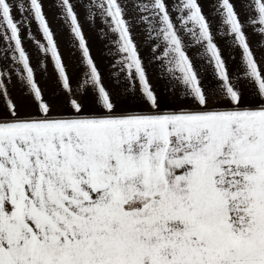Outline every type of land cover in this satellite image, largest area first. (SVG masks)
Masks as SVG:
<instances>
[{
  "label": "snow or ice",
  "instance_id": "6c2138e0",
  "mask_svg": "<svg viewBox=\"0 0 264 264\" xmlns=\"http://www.w3.org/2000/svg\"><path fill=\"white\" fill-rule=\"evenodd\" d=\"M0 264H264V0H0Z\"/></svg>",
  "mask_w": 264,
  "mask_h": 264
},
{
  "label": "crops",
  "instance_id": "0c3cea01",
  "mask_svg": "<svg viewBox=\"0 0 264 264\" xmlns=\"http://www.w3.org/2000/svg\"><path fill=\"white\" fill-rule=\"evenodd\" d=\"M45 10L46 12L48 11L47 4ZM14 15H16L17 17L19 16V14L16 12H14ZM49 19L52 24L53 31L55 33V39L57 41L59 51L68 68L70 78H72L73 84L75 85L76 80L79 78V76L84 70L83 67L80 65L79 53L78 51L70 47L71 36L67 28L60 25L58 22L53 21L50 13ZM31 31L33 32V37L31 39L25 38L24 43L25 47L31 55L33 66L36 67L37 79L42 83V85L45 83V81H47L48 84H51L55 80V72L50 57L47 59V72L42 73L41 69L38 67V60L43 57V54L38 52L35 41L37 39H39L41 43H45V41L43 39L42 33L39 32L35 22H33L31 25ZM85 33L86 36L89 37L88 42L93 57L97 60V63L102 68V70H106L108 61L106 57H102L103 42L94 36V34L88 28L87 25H85ZM143 54L144 53L142 52V55Z\"/></svg>",
  "mask_w": 264,
  "mask_h": 264
}]
</instances>
